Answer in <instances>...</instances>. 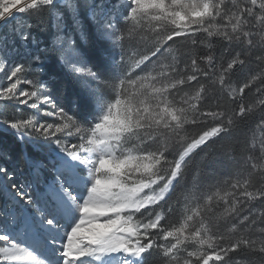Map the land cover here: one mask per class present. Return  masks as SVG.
<instances>
[{"label":"snow or ice","instance_id":"6c2138e0","mask_svg":"<svg viewBox=\"0 0 264 264\" xmlns=\"http://www.w3.org/2000/svg\"><path fill=\"white\" fill-rule=\"evenodd\" d=\"M63 5L0 0V101L34 110L0 119V264H264V0Z\"/></svg>","mask_w":264,"mask_h":264},{"label":"trees","instance_id":"16d2710c","mask_svg":"<svg viewBox=\"0 0 264 264\" xmlns=\"http://www.w3.org/2000/svg\"><path fill=\"white\" fill-rule=\"evenodd\" d=\"M77 5H80L81 16H84V9L82 7L83 0H74ZM59 6L63 10L66 17L70 15L71 10L64 7L62 0H58ZM25 18L27 16L25 15ZM84 27H88L87 18L83 19ZM38 31L41 33L42 38L50 39L55 31L54 19L52 17H45V22L40 26ZM203 38V34H200ZM182 42V41H181ZM85 51H87L93 45L85 44ZM95 63H99V56L93 55L92 57ZM67 70L62 68L58 62V56L53 55L52 59L47 65V74L45 79L50 80V88L53 96L58 98L61 104L65 106L66 110L71 109V114H74L79 119L83 115L91 112V105L86 101V92L82 84L70 75L66 74ZM252 97L249 96L248 100ZM247 102V101H246ZM34 111L26 106L16 104L14 101H0V119H13L18 118L21 115H25L28 111ZM44 120H52L53 117H41ZM0 146L4 147H18V142L11 134V130H5L0 127Z\"/></svg>","mask_w":264,"mask_h":264},{"label":"rangeland","instance_id":"374dc122","mask_svg":"<svg viewBox=\"0 0 264 264\" xmlns=\"http://www.w3.org/2000/svg\"><path fill=\"white\" fill-rule=\"evenodd\" d=\"M62 2H63V0H62ZM33 112H34V111L31 112V111L29 110L26 114H32ZM40 119L44 120V119L41 118V117H40ZM52 120H53V119H52ZM52 120H47V121L51 122ZM69 139H72V138H69Z\"/></svg>","mask_w":264,"mask_h":264}]
</instances>
